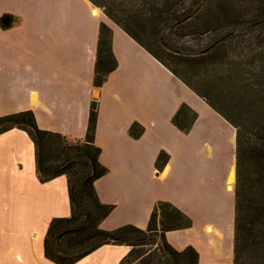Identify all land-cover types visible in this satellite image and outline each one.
Wrapping results in <instances>:
<instances>
[{"label":"crops","instance_id":"obj_1","mask_svg":"<svg viewBox=\"0 0 264 264\" xmlns=\"http://www.w3.org/2000/svg\"><path fill=\"white\" fill-rule=\"evenodd\" d=\"M4 14L18 22L0 28V117L33 111L42 130L84 140L98 103L95 144L108 173L95 186L115 206L101 228L146 229L155 204L169 202L193 221L167 233L172 247L195 248L201 264H234L236 129L87 0H0ZM101 22L113 31L118 67L95 87ZM182 104L198 113L188 134L172 123ZM134 123L145 128L139 139L129 134ZM161 151L170 159L159 171ZM70 216L67 178L41 183L29 135L1 134L0 264H55L45 237L54 218ZM130 250L105 245L76 264H120Z\"/></svg>","mask_w":264,"mask_h":264},{"label":"trees","instance_id":"obj_2","mask_svg":"<svg viewBox=\"0 0 264 264\" xmlns=\"http://www.w3.org/2000/svg\"><path fill=\"white\" fill-rule=\"evenodd\" d=\"M90 1L236 129L234 264H264V0ZM17 22L4 14L0 28L9 30ZM112 38V29L101 22L95 87L118 67ZM197 119L198 113L182 104L172 123L188 134ZM97 121L96 101L84 140L42 130L33 111L0 117V135L19 129L33 141L41 183L68 180L71 216L51 221L45 257L76 264L105 245H121L131 250L120 264H201L195 248L178 251L168 243L167 233L193 225L169 202L155 204L146 229L101 228L115 206L103 204L95 186L108 173L95 144ZM144 132L138 123L129 130L133 139ZM169 159L161 151L156 169L162 171Z\"/></svg>","mask_w":264,"mask_h":264},{"label":"rangeland","instance_id":"obj_3","mask_svg":"<svg viewBox=\"0 0 264 264\" xmlns=\"http://www.w3.org/2000/svg\"><path fill=\"white\" fill-rule=\"evenodd\" d=\"M91 5H92V7L94 8V9H98L99 10V18H103V10L101 9V8H99V7H96V6H94V4L90 1V0H87ZM97 17V16H96ZM125 32V31H124ZM126 33V32H125ZM153 57V56H152ZM159 62V61H158ZM160 63V62H159ZM182 82V81H181ZM184 84V83H183ZM192 91V90H191ZM198 97V96H197ZM180 108V107H179ZM179 108H178V110H179ZM177 113V112H176ZM217 124H215L214 126H216ZM213 129V128H212ZM214 130H217L215 127H214ZM235 186H236V184H235ZM234 189H235V187H234ZM234 189H233V191H234Z\"/></svg>","mask_w":264,"mask_h":264},{"label":"water","instance_id":"obj_4","mask_svg":"<svg viewBox=\"0 0 264 264\" xmlns=\"http://www.w3.org/2000/svg\"><path fill=\"white\" fill-rule=\"evenodd\" d=\"M229 189L231 190V189H232V187H231V186H229Z\"/></svg>","mask_w":264,"mask_h":264}]
</instances>
